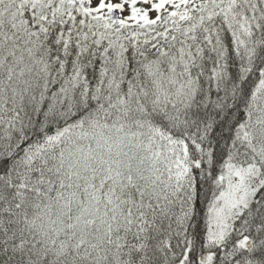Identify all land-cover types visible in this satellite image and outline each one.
<instances>
[{
    "label": "snow or ice",
    "instance_id": "1",
    "mask_svg": "<svg viewBox=\"0 0 264 264\" xmlns=\"http://www.w3.org/2000/svg\"><path fill=\"white\" fill-rule=\"evenodd\" d=\"M0 264H264V0H0Z\"/></svg>",
    "mask_w": 264,
    "mask_h": 264
}]
</instances>
